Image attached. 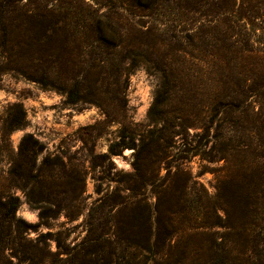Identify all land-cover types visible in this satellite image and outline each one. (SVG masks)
I'll return each mask as SVG.
<instances>
[{
  "label": "rangeland",
  "instance_id": "1",
  "mask_svg": "<svg viewBox=\"0 0 264 264\" xmlns=\"http://www.w3.org/2000/svg\"><path fill=\"white\" fill-rule=\"evenodd\" d=\"M50 4L80 9L92 6L111 15L121 25H127V2L118 0H0V5H11L21 13ZM221 6L226 14L217 18L216 11ZM195 8L175 10V14L164 9L165 29L174 31L176 27H185L189 38L183 40V45L190 50L165 59L169 47L160 48L152 55L153 62L139 64L129 75L125 108L113 107L112 116L94 104H71L66 93L11 70V63L5 58L8 55L0 49V191L18 197L17 217L34 225L25 226L27 232L23 236L27 240L23 244L30 246L28 239L36 241L42 234L52 235L47 246L40 244V264H95L85 263L79 253L87 246L83 242L93 221L92 227L98 233L112 225V235L106 236L103 246L107 250L113 243L118 254L112 260L107 252L104 257L99 255L97 264H170L173 261L171 256L127 246V217L120 218L115 212L120 206L117 202L131 195L146 198L152 206L157 201L155 187L130 190L131 184L140 185L135 160L143 143L163 137L159 139L162 147L157 152L159 157L164 156L157 164L160 165L157 183L181 170L183 173L177 178L180 183L189 181L186 199L193 207L207 203L217 193L222 178L220 170L227 165L219 154L225 144H229L227 159L232 163L254 159L260 137L255 136L253 122L245 123L243 136L239 112L227 108V100L218 105L217 95L218 86L222 85L219 82L230 77V88L238 89L240 79L244 78L243 74L240 76L242 57H249L253 62L257 56H264V0H206ZM254 12L261 18L250 16ZM2 24L10 30L7 16ZM2 35L0 30L1 39ZM20 109L25 113L26 125L7 134L4 141L5 122L15 119ZM206 127H210V137L201 139ZM28 134H33L43 146L38 165L46 159L47 165L54 169L44 171L45 177L31 196L34 202L28 198L27 191L8 181L11 164ZM243 141L249 145L247 153L241 151ZM116 142L135 143L137 147H127L121 155H112L110 146ZM114 216L119 221L116 226L112 222ZM216 231L224 232L223 229ZM189 240L187 237L186 241Z\"/></svg>",
  "mask_w": 264,
  "mask_h": 264
},
{
  "label": "trees",
  "instance_id": "2",
  "mask_svg": "<svg viewBox=\"0 0 264 264\" xmlns=\"http://www.w3.org/2000/svg\"><path fill=\"white\" fill-rule=\"evenodd\" d=\"M118 1L127 2V25H121L111 15L92 9V6L80 9L50 4L21 13L11 5H0V30L3 31L0 49L8 55L5 58L11 63L10 69L66 93L71 104H94L104 108L107 116H112L113 107L124 109L129 75L139 64L153 62L152 55L160 48L169 47L165 59L174 54H187L190 50L183 45V40L189 38L185 27H176L174 31L165 29L164 9L175 14V10L196 9L197 4L206 3V0ZM223 14L226 9L221 6L215 17ZM5 16L10 24L9 31L2 24ZM250 16L261 18L255 12ZM250 59L241 58L240 76L243 74L244 78L240 79L238 89L230 88V77L219 82L222 85L218 86L217 96L220 98L218 105L227 100L225 106L239 112L238 123L243 128V136L245 123L253 122L255 136L260 137L254 159L232 163L227 159L229 144H225L219 154L221 159H226L227 165L220 170L222 178L217 193L207 203L193 207L186 199L189 181L180 183L177 178L183 173L181 170L177 169L174 175L170 173L168 178L157 183L160 172L157 164L164 159L157 152L162 147L159 139L163 137L143 143L135 160L140 185L131 184L130 190L155 187L157 201L152 206L146 198L131 195L117 202L120 206L115 212L120 218L127 217V246L171 256L170 264H264V56H257L253 62ZM162 60L164 62V58ZM251 81L253 83L249 84ZM24 116L20 109L15 119L5 122L4 141H7V134L26 125ZM209 128L200 135L201 139L210 137ZM244 142L241 151L247 153L249 145ZM127 147L137 145L116 142L111 144L110 153L121 155ZM42 148L33 134L26 135L8 172L10 184L27 191L31 202H34L31 199L34 189L45 177L44 171L54 170L47 165L46 159L38 165ZM147 173L151 175L146 176ZM117 203L114 204L117 206ZM19 205L18 197L0 191V264H40V244L47 246L52 235L42 234L36 241L28 239L30 246L23 244V240H27L23 236L27 232L25 226L32 228L34 225L17 217ZM40 217L43 219L44 213L41 212ZM113 218L116 226L119 221ZM91 219L94 216L91 215ZM93 225L94 221L83 242L87 246L79 252L81 258L85 263L97 264L96 257H104L107 252L112 260L118 256L113 243L107 250L103 246L106 236L112 235V225L101 233L94 230ZM175 237L179 239L174 240ZM195 238L199 239L193 242Z\"/></svg>",
  "mask_w": 264,
  "mask_h": 264
}]
</instances>
